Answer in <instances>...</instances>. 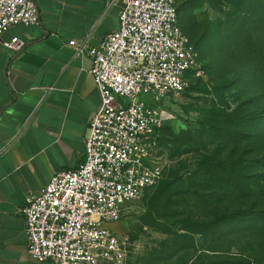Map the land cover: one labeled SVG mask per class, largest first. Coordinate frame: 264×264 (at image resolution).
Listing matches in <instances>:
<instances>
[{"label": "rangeland", "instance_id": "obj_1", "mask_svg": "<svg viewBox=\"0 0 264 264\" xmlns=\"http://www.w3.org/2000/svg\"><path fill=\"white\" fill-rule=\"evenodd\" d=\"M180 23L199 66L165 102L172 117L152 152L163 177L108 226L126 238L127 264H264V227L254 218L264 216V0H186ZM243 153L258 159L248 168L257 175L246 198L226 200L230 170L214 179L211 159Z\"/></svg>", "mask_w": 264, "mask_h": 264}, {"label": "built area", "instance_id": "obj_2", "mask_svg": "<svg viewBox=\"0 0 264 264\" xmlns=\"http://www.w3.org/2000/svg\"><path fill=\"white\" fill-rule=\"evenodd\" d=\"M186 0H119V26L97 45L74 39L89 54L101 96L85 139V160L57 171L22 208L28 251L37 262L127 264L128 242L108 224L163 177L153 160L155 133L172 117L165 102L190 85L199 52L180 23ZM36 0H0V38L13 25L37 24ZM20 52L17 36L0 41Z\"/></svg>", "mask_w": 264, "mask_h": 264}, {"label": "crops", "instance_id": "obj_3", "mask_svg": "<svg viewBox=\"0 0 264 264\" xmlns=\"http://www.w3.org/2000/svg\"><path fill=\"white\" fill-rule=\"evenodd\" d=\"M36 2L39 22L0 38L26 41L20 52L0 42V264H55L30 256L22 208L57 171L85 160L101 96L92 57L76 56L71 41L90 35L97 45L119 26V0Z\"/></svg>", "mask_w": 264, "mask_h": 264}, {"label": "trees", "instance_id": "obj_4", "mask_svg": "<svg viewBox=\"0 0 264 264\" xmlns=\"http://www.w3.org/2000/svg\"><path fill=\"white\" fill-rule=\"evenodd\" d=\"M182 4H181V6H182ZM181 6H180V9H181ZM248 14H250V13H248ZM252 31H253L252 36L254 37L255 36L254 35L255 34V27H252ZM257 33H261V30H258ZM194 46L196 47L195 44H194ZM250 47H251V43H248V48H250ZM196 49H197V47H196ZM259 64L261 65V62H259L258 65ZM246 156H247V153H243L242 155H238V156H235V157H232V156L229 155V158L227 160L226 159L221 160V159H218L217 157L216 158L212 157V159H211V161L213 160L212 163H213V166L215 168H213L214 170L211 169V168H209V169L212 170V175H213L214 179H216V176L218 175L217 174L218 168L224 170V167H226V168H228L230 170L229 173H227V174L224 173L226 176H225V179H224L223 182L226 185L228 184L230 189H231L230 191H227V189H225L223 191L224 195H225L223 198L226 199V200L227 199H231V198H237V199L238 198H246V191H248V189H250L249 188V185H250V182H251L250 179L254 178V176L257 175V174H255L253 176L249 172L248 168L251 169L252 166H253L251 161L258 160V159L246 160V158H247ZM261 213H264V210H262ZM241 216L242 215L240 213H238V212L234 215V217H237V218H239ZM254 218H261V221H259V220H256V221L261 222L262 226L264 227V216H257V217H254Z\"/></svg>", "mask_w": 264, "mask_h": 264}]
</instances>
